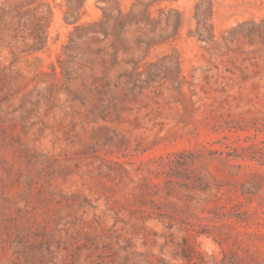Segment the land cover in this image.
<instances>
[{"label": "rangeland", "instance_id": "1", "mask_svg": "<svg viewBox=\"0 0 264 264\" xmlns=\"http://www.w3.org/2000/svg\"><path fill=\"white\" fill-rule=\"evenodd\" d=\"M0 264H264V0H0Z\"/></svg>", "mask_w": 264, "mask_h": 264}]
</instances>
